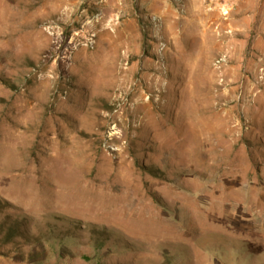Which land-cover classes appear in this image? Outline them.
Returning <instances> with one entry per match:
<instances>
[{
    "label": "rangeland",
    "instance_id": "obj_1",
    "mask_svg": "<svg viewBox=\"0 0 264 264\" xmlns=\"http://www.w3.org/2000/svg\"><path fill=\"white\" fill-rule=\"evenodd\" d=\"M0 264H264V0H0Z\"/></svg>",
    "mask_w": 264,
    "mask_h": 264
},
{
    "label": "bare ground",
    "instance_id": "obj_2",
    "mask_svg": "<svg viewBox=\"0 0 264 264\" xmlns=\"http://www.w3.org/2000/svg\"><path fill=\"white\" fill-rule=\"evenodd\" d=\"M214 10V9H213ZM219 12V11H218ZM209 17H211V16H209ZM218 21V20H217ZM211 25V24H210ZM217 29V28H216Z\"/></svg>",
    "mask_w": 264,
    "mask_h": 264
}]
</instances>
